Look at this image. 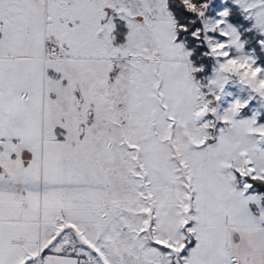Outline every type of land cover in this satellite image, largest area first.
I'll return each instance as SVG.
<instances>
[{
	"label": "snow or ice",
	"instance_id": "1",
	"mask_svg": "<svg viewBox=\"0 0 264 264\" xmlns=\"http://www.w3.org/2000/svg\"><path fill=\"white\" fill-rule=\"evenodd\" d=\"M0 264H264V0H0Z\"/></svg>",
	"mask_w": 264,
	"mask_h": 264
}]
</instances>
